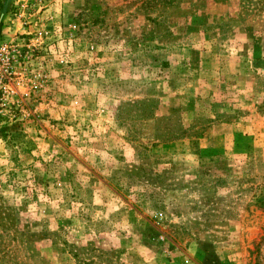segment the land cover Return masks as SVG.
<instances>
[{"label":"rangeland","instance_id":"rangeland-1","mask_svg":"<svg viewBox=\"0 0 264 264\" xmlns=\"http://www.w3.org/2000/svg\"><path fill=\"white\" fill-rule=\"evenodd\" d=\"M0 45V264H264V0H0Z\"/></svg>","mask_w":264,"mask_h":264},{"label":"built area","instance_id":"built-area-1","mask_svg":"<svg viewBox=\"0 0 264 264\" xmlns=\"http://www.w3.org/2000/svg\"><path fill=\"white\" fill-rule=\"evenodd\" d=\"M6 50H7V47L0 45V78L3 77L2 73L3 72H6V70H5L4 67L7 65V58L6 59H3L5 57V53L7 52Z\"/></svg>","mask_w":264,"mask_h":264}]
</instances>
